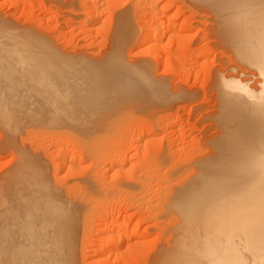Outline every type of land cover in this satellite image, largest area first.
<instances>
[{
    "label": "bare ground",
    "instance_id": "6f19581e",
    "mask_svg": "<svg viewBox=\"0 0 264 264\" xmlns=\"http://www.w3.org/2000/svg\"><path fill=\"white\" fill-rule=\"evenodd\" d=\"M129 1L124 4L128 6ZM179 1L196 12L205 13L210 26L216 25L211 28L213 32L217 29L215 36L213 33L217 42L212 41L220 49L216 57L226 55L230 65L227 64L226 70L221 67L214 72L211 89L215 102L213 111H209L208 116H201L208 118L200 130V152L184 163H178L179 167L174 165L170 172L163 171L165 177H173L163 179V183L166 180L170 183H166L165 191L159 193L158 202L154 204L156 211L151 216L161 227L163 224L156 241L158 246H155L153 256L150 255L152 264H264V0ZM87 4L92 10L87 11L90 16H86L82 26L90 19L95 20L92 16L95 3L90 0ZM127 6L116 10L108 44L98 58L83 51L71 55L68 50L57 48L55 39L40 34L41 31L39 34L43 36H39L37 30L34 32L25 25H17L0 14V54L25 51L37 55L24 68L9 58L0 57V127L5 132L2 143L5 149L12 148L10 150L17 153L16 167L9 173L10 177L3 176L0 181V264H81V240L84 233L87 236L94 228L91 225L92 230H84L93 212L99 213L105 221L99 223L97 234L103 235L107 231L110 235L96 250L99 258L89 264H116L125 257L127 260L123 262L127 264L130 253L125 255L119 251L123 241L133 239L135 245H140L151 240L150 235L140 233L136 225L130 226L129 220L120 213L113 216L101 206L102 203L97 202L99 206H96L94 201L100 191L95 188L94 179L81 177L74 180V190L70 192L64 189V183L61 186L53 183L50 163L46 162L41 150L31 152L34 148L31 150L28 142L25 143L27 148L23 146L25 127L51 130L78 144L76 149L70 150L61 144L56 148L57 155L74 157L80 153L83 159L89 157L91 165L99 159L100 152L95 147L103 138L99 135L101 139L95 142L97 136L94 138V135L108 130L115 120L110 122V118L126 109L130 114L133 111L139 113L136 114L139 118L150 111L149 104L150 109L156 111L162 99H167L166 92L164 97L157 91L163 87L158 82L159 88L151 78L148 64L126 58V48L137 46L138 33L132 19L133 11ZM160 7V4L156 5V9ZM146 15L143 11L142 23ZM177 16V11L170 10L167 22L160 27L144 26L141 39H138L141 51L152 55L159 52L157 41L172 31ZM179 30L187 31L189 26L180 25ZM191 58L198 60L197 55ZM207 61L209 58L202 62ZM177 65L174 63L172 67ZM230 68L234 71L226 75ZM19 69L23 71L21 74ZM158 92L164 98L158 96ZM158 97L160 99L154 101ZM147 115L145 117L149 119ZM151 127L155 129L153 125ZM21 130L25 132L19 134ZM145 133L151 136L149 134L153 132ZM127 157H108V168L124 166L131 158ZM156 157L158 160V155ZM63 164L70 168L66 159ZM87 165L84 169L89 167ZM138 184L144 183L135 181L126 186L133 190L139 187ZM121 225L127 227L123 231L116 230Z\"/></svg>",
    "mask_w": 264,
    "mask_h": 264
},
{
    "label": "rangeland",
    "instance_id": "374dc122",
    "mask_svg": "<svg viewBox=\"0 0 264 264\" xmlns=\"http://www.w3.org/2000/svg\"><path fill=\"white\" fill-rule=\"evenodd\" d=\"M86 1L87 0H15V1L0 0V14L2 17L6 16L12 22H16L15 24L17 25L18 24L20 26L25 25L27 29L31 28L32 31L35 30L34 32H36L37 30L38 31L37 34H39V32L41 31L40 34H45L47 35V37L52 38V40L55 39L54 40V43L56 44L55 46L57 48L59 47V49L61 50L63 49L68 50L69 53H71V55H74L76 51L78 52L83 51L86 54L89 53L88 55H91L92 58H98L103 54L102 52H104L108 44V38H109L108 35L111 32L110 31L112 29L111 26L115 22L114 18L116 16V12L120 11L118 9L127 6L126 4H124L125 3L124 1L127 0H92L93 3H95L94 6L92 7L93 11H95L93 12L94 14L92 15L94 16L93 19L95 20H93V22L91 19H90L91 21L88 20L90 23L88 21L86 22L89 23L87 27L85 25L86 23L83 24V26L81 25L82 21L85 22L84 19L86 18V16H90L87 13H89L92 10V9L90 10L91 5L89 6V4H87L90 0H88L87 2ZM130 1L128 2L127 7H129L133 11L132 14H134V16L132 19L138 33L136 32L137 37L135 40L137 46L134 45V46H129L130 48L128 47L126 48L127 49L126 58L128 61H132V62L134 61L135 63H136L135 61L136 59L140 63H145V65L148 64V66L150 67L151 75H153L151 76V78L155 79L154 81L156 85L159 86V88L161 87V85L164 88V89L161 88L157 91H161L163 96L165 95V92L168 95L167 99L164 100L162 98H164L165 96L163 97L161 93L158 92L159 93L158 96L160 95L162 96L161 98L162 104L160 103L159 105L156 106V111L154 108L150 109L151 104L148 105L149 110L154 111V112L152 111L153 113L150 111L146 112L149 115L151 114V116H149L150 118L145 113V115H147V117L150 120L147 119L144 114L142 116L140 115L142 118L141 117L138 118L137 115L139 113H136L137 114L136 115L135 113H133L134 112L133 111L132 112L133 115H132L130 114L129 111H128L129 113L126 111L127 109L120 110L118 116L120 114L121 118L120 116L119 117L117 116L118 117L117 118L114 115L112 119L111 118L109 119V121L111 122L115 118V120L110 125L111 127L109 126L111 129L107 127L109 131L106 130L107 128H105L107 132L104 130L105 133L104 132L100 134L96 133L97 135L96 134L94 135V138L96 136L98 137L99 135H102L103 137L102 139L96 137L97 138L96 140L95 138V142L101 139L100 141L97 142L96 144L97 146L95 148H97V151L100 152V156L101 154L104 155L102 157L99 156V159L96 158V160L91 162L92 166L89 165L90 164L89 157L85 156L89 160H87L84 156L83 159L81 156L82 154L80 155V153L75 155L74 157L57 155L56 148H58V146H61V144L62 145L64 144V146H66L67 149L69 148V150L76 149L77 148L76 146H78L77 143H76L77 145L75 144L76 140L75 141H73V139L67 140V138H65V135H61V133L57 135V132L52 133L51 130L50 131H46L45 129L31 130V128L28 130V128L25 127V131L27 130L26 132L22 131L24 128L18 132L19 134L20 132L21 133L25 132L23 133L24 134L23 136L25 137H23L22 135H17V136H19L20 138L23 137L25 139L24 145L22 143L24 147H26L25 143L28 142L27 146L30 144V148L31 147L34 148V149L31 148V150L33 149L31 152H34L35 149L36 150L38 149V152L39 150H41V152L44 153L43 156L44 155L46 156L45 159L46 162L50 163L49 164L51 167L50 173H52L51 176L52 175L54 176L53 183H59L60 186L62 185V183H64V185H62L65 186L64 189L66 188V190L72 192V190H74L73 189L74 180L81 179V177L82 179L85 177L86 178L89 177L91 180L94 179L93 183L97 185L95 186V188L96 189L99 188L98 191H100L99 195L96 197L97 201H94L96 203V206L98 205V203L99 205H101L102 203L101 206L107 209V213L109 212L108 214H111L113 216L120 213L127 221L129 220L128 224L130 226L131 224L132 226L136 225L140 233L150 235L151 237L150 241L152 243L150 241H146V244L142 243L140 245L137 244L135 245L134 244L135 240L133 239L123 241V246L119 249V251L120 253L124 252L125 255H128L130 253V255L127 256L129 261L127 264H152V262H154L152 260V256H153L152 252H154L155 246H158V242L156 241L159 240L160 238V232H161V228L163 227V224L161 223L162 224L161 227L159 224L160 222H157L156 221L157 219L154 216H153L154 218H152L151 216L156 211L154 210L155 209L154 204L158 202L159 193L160 194L163 193L166 188L165 187L166 183L168 182L170 183V181L167 180L165 181V183H163L164 182L163 179L169 178V176L165 177L166 173L167 171L170 172L169 169L172 170L174 165L177 168L179 167V165L177 166L178 163L179 164H181V162L184 163L189 159V157L190 158L191 156L194 157L195 155H197V153L200 152L199 147H201L200 145L202 143L201 141L202 139H200L202 138L200 130H202V127H205V124H207V120L205 119L208 118L207 116L208 114H210L209 111L211 110L213 111V105L215 102L214 101L215 95L212 96L213 91L211 89L213 78L215 76L214 72H216L217 69H221V67L224 68V70L229 68L228 65H230V61H228L229 58H227L226 55L225 56L219 55L216 57V55H218L219 54L218 52L220 51V49L216 47L218 46V44L215 43L217 44L216 46L215 44H213L216 41L214 40L213 33L215 36V32L217 33V29L216 30L214 29L215 30L214 32L212 29L213 27L215 28L216 25L215 26L211 25L212 27L210 26V22L206 19L207 16L206 17L204 16L205 13L196 12L195 10L191 9V7L187 6L186 4L184 5L179 0H136V1L130 0ZM131 3L132 5H130ZM159 4L161 5V7L159 9H156V5ZM170 10L177 11L178 16L175 19V26L172 29V31L166 34L161 40L157 41L159 43L158 44L159 48H157L159 52H156L157 54L156 53L153 54L154 56L150 53L148 54L147 52L146 53L142 52L141 46H138L139 45L138 43L140 42L138 41V39L139 40L141 39L144 26L160 27L162 24L167 22L168 11ZM143 11H146L147 13L146 15L147 18H145L144 23L140 21ZM197 21H199V23ZM140 22L141 25L139 24ZM208 23L209 25L207 26ZM180 25H188L189 30L180 32L179 30ZM40 34L39 36H43ZM48 34H50L52 37ZM24 52L25 51H23V53H4V54H0V57L9 58L15 61L16 63L20 64L21 67L24 68L25 65L31 59L37 56L36 54L33 53H28V52L24 53ZM193 55L198 56L197 61H194L191 58ZM131 56L133 57V60L131 59L132 58ZM221 57L222 58L224 57V60L221 59ZM206 58H209V62L207 61L203 63L202 61ZM174 63L176 64L178 63L177 67L175 68L172 67ZM230 69L227 70V72L225 71L226 75L227 73L232 74V72L234 71ZM18 71L19 74L23 72L20 69ZM194 77H196L195 81H194ZM162 89L164 90V93L162 92L163 91ZM155 99L156 100L154 101H157L160 98L158 97ZM154 106L155 105L153 104L152 107ZM202 114L203 115L207 114V116L203 119ZM119 118L121 120H119ZM201 119L204 121H202ZM109 121L107 122L108 124ZM115 121L116 123H114ZM152 125L155 129L151 127ZM150 128H152L154 131L150 130ZM0 129H1L0 130V178H1L0 181H1L3 176L10 177V174L13 172L14 168L16 167L15 165L17 161L15 162V160H17L16 159L17 157H15V155L17 153L11 151L10 149L12 148H8V149L4 148L2 141L4 142L3 139L5 138L4 137L5 132H3L4 130L2 131L3 128L0 127ZM145 131L147 132L152 131L153 133L149 134L151 136H148L146 135ZM103 134H105L106 136ZM19 137L18 139H20ZM24 139L22 140L24 141ZM22 140L21 142H23ZM17 147L20 148L21 145ZM17 147L15 148L16 151H18ZM107 152H109L110 154ZM116 153L119 154L117 155ZM160 153H162L161 154L162 159H160ZM145 154H146V158H144ZM157 155H158V160L155 159L157 158L156 157ZM111 156L113 157L128 156L127 158L130 157L131 158L129 159L130 161L128 160L124 163V166L115 165L112 168H108L109 161L107 160H109L108 157L110 158ZM62 159L63 160L66 159V161L70 165V168L66 167L63 164ZM80 161L82 163H80ZM133 164L135 167L132 166ZM85 165L89 167L88 168L86 167L84 169ZM116 167L117 169L118 167L119 168L121 167V169L117 170ZM114 170L117 172H115ZM163 171H166V173ZM182 173L184 174V172ZM186 173L187 172H185V174ZM170 177L172 178L173 176L171 175ZM171 178H169L168 180H171ZM121 181L125 183H122ZM135 181L136 183L141 182V184L144 183L145 185L138 184L139 187L132 190V187L131 186L129 187V185L131 184V182L134 183ZM126 184H129L127 185L128 189L126 188L127 187ZM162 184L164 187L162 186ZM100 188L102 190H100ZM110 188L111 190H109ZM133 194L135 196H133ZM136 195L140 197L137 198ZM151 197L154 199H152ZM148 198L150 200H148ZM146 200L148 202H146ZM94 202L93 204L95 205ZM149 215L152 219L149 217ZM89 216L90 218L88 219V223L86 222V227H84L85 228L84 230H86V228L89 229L90 227H92L91 225H93L94 228L93 230L92 228H90L93 232L91 231V233L88 234L89 236L88 235L85 236L86 235L85 233L82 236L83 237L81 240L82 253L80 252V255H82L81 264H89L91 260H97V258H99V251L96 252V250L100 249L99 245H103V242H105V240L108 239L110 235V232L107 231L103 233V235L97 234L96 230L99 227V223L104 221L102 216L99 215V213L93 212ZM110 216L107 218V220L105 219L107 223H109L110 221L111 218ZM156 223H158L159 225ZM126 227L127 226L121 225L119 228H116V230L123 231ZM124 260H127V258L125 257ZM124 260L119 259L118 261H116V264H124L123 262Z\"/></svg>",
    "mask_w": 264,
    "mask_h": 264
},
{
    "label": "clouds",
    "instance_id": "9594fccd",
    "mask_svg": "<svg viewBox=\"0 0 264 264\" xmlns=\"http://www.w3.org/2000/svg\"><path fill=\"white\" fill-rule=\"evenodd\" d=\"M262 210H264V202H262Z\"/></svg>",
    "mask_w": 264,
    "mask_h": 264
}]
</instances>
